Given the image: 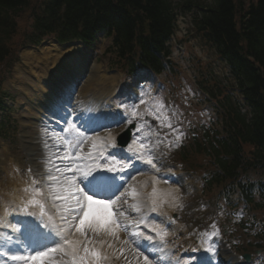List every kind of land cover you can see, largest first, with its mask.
<instances>
[{
  "label": "trees",
  "instance_id": "1",
  "mask_svg": "<svg viewBox=\"0 0 264 264\" xmlns=\"http://www.w3.org/2000/svg\"><path fill=\"white\" fill-rule=\"evenodd\" d=\"M50 1L52 7L48 9L49 14L35 18L36 32L39 34H44L57 26L65 30L71 24L75 29L78 21L85 18L82 16L90 5H93L103 12L106 21L117 29V43L119 46L121 43V47L130 54L152 63L153 56L157 53L160 55L162 52H168L165 42L172 34V25L168 17L169 12L172 13V8L167 5L166 0H144L151 24L141 22V26L148 30V38L152 35L150 39L152 44L148 41L142 42L141 47L137 46V43L134 45L129 33L122 30L129 28L127 18L131 16L119 14V10L112 6L110 0ZM26 4L24 0H0L1 35L4 34L5 26L10 28L9 31L16 30L12 12L17 13L15 11ZM235 9L237 7L233 1L217 0L216 8L211 7L201 20V31L209 40L216 43L221 54L233 60L232 67L238 85L232 87L231 91L242 92L244 95L242 101L251 108L252 116L249 119L242 111L244 104L241 100L237 98L231 100L232 92L226 91L228 94L226 97L221 93L223 130L215 131L211 136L207 134L206 138L196 145V152L211 155L220 167L224 180L228 178L241 182L252 174L264 177V2L248 13L243 12L239 19L234 12ZM237 20L241 23L240 30L236 27ZM9 34H12V31ZM0 42L1 60L7 54V50L10 52L11 45L5 38ZM246 55L250 56L253 62L246 60ZM245 146L250 148V151L245 150ZM186 154L188 158L189 152Z\"/></svg>",
  "mask_w": 264,
  "mask_h": 264
},
{
  "label": "snow or ice",
  "instance_id": "2",
  "mask_svg": "<svg viewBox=\"0 0 264 264\" xmlns=\"http://www.w3.org/2000/svg\"><path fill=\"white\" fill-rule=\"evenodd\" d=\"M137 107L132 106L130 114L132 117L137 115ZM126 122L131 124L132 120ZM65 123L66 128L63 131L68 132L71 139L64 138L62 149L60 145L56 146L58 152L54 158L47 161L50 167L46 174L37 177L47 182V192L43 186L35 187L32 199L28 201L29 205L39 206L41 221L49 231L43 232L39 224L26 223V232L34 233L37 240L35 244H27L23 253L12 254L9 257L15 264H106L109 256L101 249L105 245L109 249L114 248V244L108 238L119 241L120 231L128 232L130 236L136 238L133 243H136L137 249L142 247V243L138 241L151 242L154 239L141 228V224L145 229L150 227L147 220L129 221L127 210L120 207L122 198H125V203L127 202V190L121 192L124 186L120 182V173L129 165L120 164L117 167V162L113 160L111 165L106 163L103 170H99L101 166L96 163L104 156L108 147H116L111 135L105 139L87 136L75 123L68 121ZM85 144H90L91 151L83 155ZM141 148H144L143 144ZM138 158L156 168L150 154L145 158L144 152H141ZM156 191L153 188L151 194L153 197ZM130 195L134 199L139 193L133 188ZM47 196H51V208L57 209V212H51V208L45 210L44 201ZM155 204L156 200L153 199L154 211ZM130 209L135 212L141 211L135 204L131 205ZM13 230L20 231L18 228ZM151 231L156 232L161 240L167 235V231L159 229L158 226L152 227ZM120 243L126 245L129 241L125 239ZM119 251L123 254L124 250ZM138 254L143 257L144 264H152L148 255H144L143 252Z\"/></svg>",
  "mask_w": 264,
  "mask_h": 264
},
{
  "label": "rangeland",
  "instance_id": "3",
  "mask_svg": "<svg viewBox=\"0 0 264 264\" xmlns=\"http://www.w3.org/2000/svg\"><path fill=\"white\" fill-rule=\"evenodd\" d=\"M37 1V0H33ZM192 32V27L190 24V19L187 17L185 20L182 21L181 27L178 30L179 39H184L186 36L188 38V41H191V44L185 48L183 51L184 58L185 59H194L196 60V57H201L203 60L208 61L209 59L213 58V52L204 48L201 42L198 39H191L189 34ZM109 43V41L102 44L101 48L103 49L106 47V45ZM192 45V46H191ZM191 46V47H190ZM182 57V55H181ZM174 58L179 61V55L174 54ZM112 73V71H111ZM118 75V74H117ZM19 101L24 102L22 98H19ZM138 102L137 104V115H141V110L139 111V107L142 103ZM18 111L13 113V117L15 118V123L12 122L13 127H16V133H13L8 140H6L4 143H0L1 149H0V194H13L14 189L11 186V178L9 174H5L4 170L6 168V165L9 168V161L6 162V158L4 157L2 151H14L16 150V153L19 155V157H15L17 161L23 166L25 162L23 161V158L20 154V150L18 147H21V138H22V131H23V123L19 116L24 115H31L34 114L36 111L31 105H24L21 104L20 107L18 105L15 106ZM132 111V107L130 109V114ZM185 112V111H184ZM140 120V118H139ZM194 121V120H190ZM195 121H200V117H197ZM18 122V124H16ZM201 122V121H200ZM196 124V122H195ZM139 130L141 129L143 133H141V137L138 138L142 142V144L146 147V145H149V142L153 139H155L157 142L159 140V143L155 146L156 152L161 151L163 149V139H162V131L164 130V126L161 122H157L155 125L150 126L146 122H142L140 126H138ZM42 130H45L44 128H41ZM33 134L34 131H32V128H28L26 130V134ZM52 133V132H51ZM54 134V133H53ZM51 137V136H50ZM58 137V138H57ZM52 138V137H51ZM64 138L65 135L57 136L53 135V139H49L48 141L42 140L41 147L44 148L45 154L48 155L50 158H54L57 154V145L61 146V149L64 147ZM164 157V155H163ZM10 178V179H9ZM10 180V182H9ZM192 185L190 187V190L188 194L182 192L183 195H185V198H179V201H181L180 204V225H183V231L185 234L191 236L192 238H197V244L204 242V245L206 247L211 246L213 248V252L218 249L216 247L218 244L214 241L217 236L219 238L222 237L223 233L221 228L228 229L229 232H227L228 239L230 240V244H235L242 246L244 243H246L248 240L250 241L252 238L253 232H262L264 229V217L259 216L257 217V223L258 226L255 228L256 224L252 226V228L244 229L242 227H239L242 223H246L245 219L247 216V212L245 210H242V208L238 207H230L225 208L226 206L221 205L220 208L215 210L214 207H208L204 208L201 206V204L196 205V199L192 200L196 195H199L201 193V186L199 183V180L197 178L192 177L191 178ZM1 198V197H0ZM189 201H192L191 203ZM261 201V199H260ZM2 206V202L0 199V207ZM188 206H190V210L188 211ZM184 207V208H181ZM188 213H187V211ZM191 212V213H190ZM187 213V214H185ZM247 213V214H246ZM218 215L216 218L215 216ZM191 216V217H190ZM216 218V219H215ZM228 219H231L230 223H228ZM220 246V244H219ZM261 256L255 257L254 262L252 264H264V252L261 253ZM67 259V258H65ZM106 264H115V262L111 261L109 259V262L107 261Z\"/></svg>",
  "mask_w": 264,
  "mask_h": 264
},
{
  "label": "bare ground",
  "instance_id": "4",
  "mask_svg": "<svg viewBox=\"0 0 264 264\" xmlns=\"http://www.w3.org/2000/svg\"><path fill=\"white\" fill-rule=\"evenodd\" d=\"M23 55H25V54H23ZM81 61L82 60L79 57H77L75 60H73V59L70 60L69 63H67L68 68L76 67L77 66L76 63L81 62ZM83 64L84 63H82L81 65H83ZM94 73H93V76H91L90 74H86V77H87L86 78V85L87 86H90V84H92L91 80H94V78H95ZM58 76L60 77L61 75H58ZM103 77H104V80L102 83L104 86H106L107 79L111 80L112 83H115V81H116V78L114 75H112V77H109V76L106 77L104 74ZM61 79L65 83L63 89H61V90H65V88L67 87L66 84H68V82L67 81L65 82V77H62ZM73 81H75V84H73V86H74V85H76V80H73ZM39 83H40V81H39ZM52 84H55L54 81H52ZM41 87H42V90H39V92H38V96H39L40 101H38L37 99H34V100L37 101V103H38V107H39L38 111L44 113L42 105H45L48 107H56L57 103H59L58 100H60L61 97H56L53 94V92L51 90H49L48 87L44 83H43V85H41ZM83 88H85V87L83 86V83H82L81 92H82ZM111 90H112L111 88L108 89V93H110ZM45 106H44V108H45ZM56 110L58 111L59 115L64 114L63 112L60 111L59 108H56ZM150 175L151 174H149V173H145V169H142L141 171L135 170L132 173V175L130 176V177H134V179H129L128 185L126 186L127 188H125V190L128 191L127 195H130L133 188L137 191V193H139L137 187L141 184H145L144 187L150 188V185L152 182V180H150L148 178ZM157 191L163 193L166 196V198H168V199H170V197L174 196V194H175L174 187L165 186L164 183L162 185L160 183V186L159 185L157 186ZM50 208H51V200L45 202V210H48ZM52 211H54V208H51V212ZM168 228L176 233V230L173 229L174 227H168ZM172 231H171V234L174 235L175 238L179 239L177 237V235H175ZM108 239L114 244V248L109 249V254L111 253L110 255H112V257L114 259H117L120 262L122 261V262H124V264H128V263L130 264L131 262L133 264H144L143 257L136 255V253L133 252V249L128 244L125 245V244L120 243V241L124 240V236L121 232H119V241L112 240V238H108ZM106 247L107 246L105 245L104 248H106ZM120 249L124 250L123 254H121V252L119 251ZM222 254H223V251H222ZM226 258H227V256H226ZM173 263L176 264V261H173ZM210 264H214V263L211 262Z\"/></svg>",
  "mask_w": 264,
  "mask_h": 264
}]
</instances>
